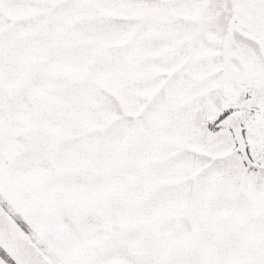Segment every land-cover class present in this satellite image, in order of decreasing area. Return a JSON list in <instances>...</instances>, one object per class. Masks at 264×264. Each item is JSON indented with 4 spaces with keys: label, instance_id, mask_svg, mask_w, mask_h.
<instances>
[{
    "label": "snow or ice",
    "instance_id": "1",
    "mask_svg": "<svg viewBox=\"0 0 264 264\" xmlns=\"http://www.w3.org/2000/svg\"><path fill=\"white\" fill-rule=\"evenodd\" d=\"M0 264H264V0H0Z\"/></svg>",
    "mask_w": 264,
    "mask_h": 264
}]
</instances>
